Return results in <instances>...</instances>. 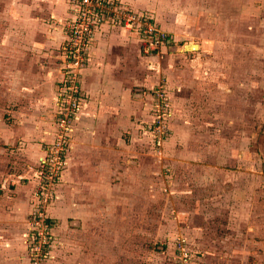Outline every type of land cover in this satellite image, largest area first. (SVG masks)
Returning <instances> with one entry per match:
<instances>
[{
  "label": "rangeland",
  "instance_id": "374dc122",
  "mask_svg": "<svg viewBox=\"0 0 264 264\" xmlns=\"http://www.w3.org/2000/svg\"><path fill=\"white\" fill-rule=\"evenodd\" d=\"M68 1L67 13L37 20L34 34L26 31L27 0H0V191L10 195L18 176L34 180L19 261L264 264V0H114L112 17L84 22L89 33L78 44L84 55L78 64L68 56V33L79 18L76 0ZM49 23L58 38H48ZM147 27L165 34L159 47L145 49ZM102 29L114 32L109 53L123 61L116 73L130 85L127 98L110 107L113 117L96 116L99 105L82 112L91 118L88 142L105 161L89 189L76 157L83 130L74 133L84 109L83 71ZM191 43L199 47H184ZM49 69L52 118L36 117L43 133L34 134L36 97L25 91L31 73ZM75 70L79 109L64 128L58 113ZM139 102L150 110L146 120ZM157 103L164 115L155 112ZM158 118L169 129L160 144ZM63 135L65 162L47 189L42 163L55 159ZM48 190L52 197L44 200Z\"/></svg>",
  "mask_w": 264,
  "mask_h": 264
},
{
  "label": "crops",
  "instance_id": "0c3cea01",
  "mask_svg": "<svg viewBox=\"0 0 264 264\" xmlns=\"http://www.w3.org/2000/svg\"><path fill=\"white\" fill-rule=\"evenodd\" d=\"M35 1H38L39 3L35 4ZM130 1L137 4L139 0ZM68 2V0H27L26 3H28V10L31 11V14L30 16H28L27 20L30 25L26 26L27 33L29 31H32L34 34V31H36L37 33L35 27L39 26V22L45 19V17L48 15L47 13L50 14V18L51 16H55V11H57V14L67 13L69 11ZM48 3H52L53 5H55L54 8H47L46 4ZM36 7H39L37 11ZM33 11L39 13L33 14ZM37 20L39 22H36ZM48 31H50V33L48 34V38H58V34L56 32H54V34L52 33V31L54 30L51 28L50 23ZM113 36L114 32H112L110 29H102V31L96 33L93 42V50L95 56H92L90 66H88L83 71V77L81 81L83 95L85 97L84 109L76 117L75 124L77 123V130H75L74 135L76 136V133L79 129L83 130L79 134L81 142L78 138L76 139L77 149L79 151L78 153H76V157L78 158L77 164H79L78 167L81 172V176H83L82 179L86 182L84 184V188L89 189H92V187L94 186V182L91 180L94 175L92 173H95V170H97V173H100L98 170L102 169L101 167L104 165L105 161L100 158V155L102 153L99 152V148L96 146V144L93 143L95 141L91 143L88 142L89 137L93 138L94 136L89 131L84 129V127L87 128V125L90 124L91 118H89L87 114H83L82 112L87 108L88 105H91L93 107H97L99 105L103 107L104 110L99 109V112L96 114V116H99V118H101V116L113 117L115 111H112L110 107L113 108L112 105H115L113 103L114 101L123 102L125 98H127L125 97L128 95L127 86L130 85L129 80H126L124 77L121 78L120 74H117L118 72H121L120 69L123 61H121V58L118 55H110L109 53L110 48L108 47L111 43V40H113ZM122 42L124 44H127V42L125 43V40H122ZM181 55L177 56L181 57ZM116 71L118 72L116 73ZM44 73L46 75H44ZM53 73L50 69L46 70L45 72L35 71L34 73H31L32 75H30V78L33 79V82L28 80V85L30 86L28 88V91L25 92L28 93L29 97H36L34 100L36 101L35 105H37L30 114V117L32 118H30L31 121L35 122L31 125V133H41V131H37L38 127H35V125L36 122L39 123L42 121H39L36 117L40 116L41 114L48 113L47 115L49 116V118H52L51 95L54 92L55 83L53 79H50L49 75L53 76ZM118 93L125 94H123L121 97L115 98V94ZM145 100L146 98L144 99V102ZM139 103L141 104L140 112L142 113H140L141 117H138L143 118L142 120H146L147 117L150 116V114H148L150 110H147L148 108L145 103ZM89 111L91 112V110ZM120 114L121 113H119L118 116ZM79 143L80 145L78 146ZM104 148L107 149V151H111L114 147L106 146L105 144H103V149ZM86 171L91 172V174H85ZM68 175L69 172L66 173L65 177H67ZM65 177L63 178L65 179ZM103 181L107 185L106 193L108 194L109 191H112L110 187L111 182L109 173L103 175ZM33 182L34 180L30 179L27 176H18L13 179L12 184L14 185H12L11 187L12 191L10 195L5 190L0 191L2 192L0 194V264L26 263V261H19L18 259V254L22 253V245L20 244L19 235L28 224V217L32 207L31 197L34 188Z\"/></svg>",
  "mask_w": 264,
  "mask_h": 264
},
{
  "label": "built area",
  "instance_id": "2783aa9c",
  "mask_svg": "<svg viewBox=\"0 0 264 264\" xmlns=\"http://www.w3.org/2000/svg\"><path fill=\"white\" fill-rule=\"evenodd\" d=\"M114 0H76L75 5L77 7L78 12V19L73 24L72 28L69 31V49H68V56L71 60L70 64H78L81 63V60L84 56L82 55L81 48L78 46L79 42L83 38L84 34H88L89 31L87 29L88 25L86 24L85 29H83L84 22L89 20L90 18H94L93 21L98 24V21L101 20L103 17H112L114 12H117L115 7L111 6ZM124 12V11H120ZM121 16L125 17L124 15L120 14ZM129 17L127 18V20ZM93 24V26H94ZM85 30V31H84ZM145 40V49H153L155 47H159L165 40V34L157 30L156 28L151 29L149 27L144 29V36ZM70 77L66 80V92L68 93L67 99L63 101L64 107H61L58 114H60V126L64 128H68L71 117L76 114V109L79 105V99L81 94V88L78 81V72L73 71ZM68 81V82H67ZM160 100L162 99L163 94H158ZM159 98V97H158ZM161 104L155 105V112L157 111L164 115L165 112L161 111L160 109ZM160 117V116H159ZM159 128L157 129L156 140L158 144L163 142V139L169 134V129L162 125V121L158 118L157 119ZM68 136L63 135L58 141V147H56L55 159L48 158L42 163L43 168L47 169L49 175H46L47 180L49 181L47 189L50 188V183H53V180L59 174V169L62 167L63 163L65 162L66 156V144H67ZM44 200L50 199L52 197V192L48 190L46 195H42ZM43 212V211H42ZM45 215V214H44ZM45 221V219H43ZM37 252L41 254V248L38 246L36 248ZM185 260V259H183ZM182 262V261H181ZM184 264V262H182Z\"/></svg>",
  "mask_w": 264,
  "mask_h": 264
},
{
  "label": "water",
  "instance_id": "95a60500",
  "mask_svg": "<svg viewBox=\"0 0 264 264\" xmlns=\"http://www.w3.org/2000/svg\"><path fill=\"white\" fill-rule=\"evenodd\" d=\"M184 47H185L186 49H191V48H198L199 45L196 44V43H191V44H186V45H184Z\"/></svg>",
  "mask_w": 264,
  "mask_h": 264
}]
</instances>
